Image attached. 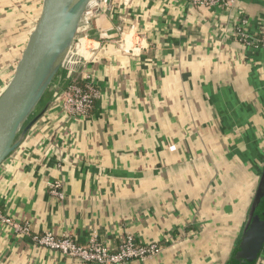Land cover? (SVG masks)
I'll return each instance as SVG.
<instances>
[{"label": "crops", "instance_id": "crops-1", "mask_svg": "<svg viewBox=\"0 0 264 264\" xmlns=\"http://www.w3.org/2000/svg\"><path fill=\"white\" fill-rule=\"evenodd\" d=\"M41 2L0 0V95ZM105 10L91 18L104 39L84 70L100 92L89 116L52 104L0 167V264H88L39 245L46 232L156 242L147 264H226L264 163V49L237 35L245 21L260 37L264 0Z\"/></svg>", "mask_w": 264, "mask_h": 264}, {"label": "water", "instance_id": "water-1", "mask_svg": "<svg viewBox=\"0 0 264 264\" xmlns=\"http://www.w3.org/2000/svg\"><path fill=\"white\" fill-rule=\"evenodd\" d=\"M113 0H42L13 76L0 95V167L22 145L33 126L85 68L86 41L104 37L91 18L110 14ZM81 44V49L77 45ZM58 83L55 92L52 87ZM264 250V163L251 205L226 264H257Z\"/></svg>", "mask_w": 264, "mask_h": 264}, {"label": "built area", "instance_id": "built-area-1", "mask_svg": "<svg viewBox=\"0 0 264 264\" xmlns=\"http://www.w3.org/2000/svg\"><path fill=\"white\" fill-rule=\"evenodd\" d=\"M186 1L196 7L208 8H229L235 2V0ZM123 2L126 3L127 0H123ZM245 25V21L240 24L237 35L248 46L264 49V26L259 38L249 39L243 31ZM89 42L92 44L88 47ZM94 43L96 42L87 41L86 43L89 57H87L85 68L88 63L95 59L97 48L94 47ZM77 49H81L80 43L77 45ZM84 70L56 102L61 105L65 112L74 118L88 117L95 106V102L100 98V92L92 83V79L90 77H87V79L85 78ZM53 188L54 194L59 195V192L57 191L58 186H54ZM0 220H3L6 223H11L9 219L2 218L1 216ZM18 228L26 234L29 233L27 225L23 228L18 226ZM34 239L43 247L57 251L71 259L88 264H147L149 259L159 255L162 251V248L158 243H138L132 236L124 239L118 248L100 242L97 237H91L86 244L81 245L69 235L58 238L52 232H46L43 235L35 236Z\"/></svg>", "mask_w": 264, "mask_h": 264}, {"label": "rangeland", "instance_id": "rangeland-1", "mask_svg": "<svg viewBox=\"0 0 264 264\" xmlns=\"http://www.w3.org/2000/svg\"><path fill=\"white\" fill-rule=\"evenodd\" d=\"M92 43L89 42V45H91ZM94 61V60H93ZM58 87V83H55V85L52 87V92H55L56 91V88ZM55 104V103H54Z\"/></svg>", "mask_w": 264, "mask_h": 264}, {"label": "bare ground", "instance_id": "bare-ground-1", "mask_svg": "<svg viewBox=\"0 0 264 264\" xmlns=\"http://www.w3.org/2000/svg\"><path fill=\"white\" fill-rule=\"evenodd\" d=\"M85 42H86V41H85ZM85 42H84V43H85Z\"/></svg>", "mask_w": 264, "mask_h": 264}, {"label": "trees", "instance_id": "trees-1", "mask_svg": "<svg viewBox=\"0 0 264 264\" xmlns=\"http://www.w3.org/2000/svg\"><path fill=\"white\" fill-rule=\"evenodd\" d=\"M80 84V83H79Z\"/></svg>", "mask_w": 264, "mask_h": 264}]
</instances>
